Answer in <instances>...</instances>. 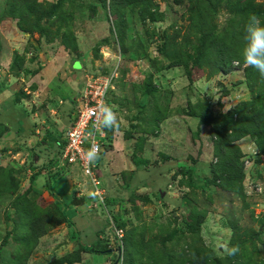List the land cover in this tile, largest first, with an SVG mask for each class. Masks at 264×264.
<instances>
[{
	"label": "rangeland",
	"instance_id": "374dc122",
	"mask_svg": "<svg viewBox=\"0 0 264 264\" xmlns=\"http://www.w3.org/2000/svg\"><path fill=\"white\" fill-rule=\"evenodd\" d=\"M56 1L38 0L43 4ZM121 1L107 0L104 7L100 0H68L65 3L68 14L62 23L54 20L50 26L51 41L47 42V37L38 33L21 32L19 20L8 12V0H0V77L5 83L0 97L3 102L0 104L1 122L11 128L24 122V108L31 111L38 105L27 103V99L24 108L10 102L18 99L22 103L20 92L31 90L34 79L31 75H58L55 79L72 75L71 80L75 75L78 97L87 75H107L117 69L119 78L108 95L107 105L113 107L119 129L123 128L129 136H138L135 147H131V160L135 164L144 163L146 168L132 171L137 165L130 170L123 167L121 158L108 154L106 151L113 147L108 135L112 136L116 130L104 128L107 140H103L98 168L107 199L113 206L110 215L94 205L96 199L89 201V207H95L92 208L94 214L103 218L101 231L109 237H114L111 214L118 223L128 224V230L145 227L146 234L143 245L129 251L126 246L120 251L119 242L113 238L111 253H89L82 264H105L106 261L114 264L117 259L118 264H195L211 255L225 264L228 255L225 247L229 248L232 241L245 243L251 264H264V232L261 233L264 195L250 197L245 193L244 200L237 194L222 192L223 183L205 185V178L211 177L210 170L218 162L214 156L215 140L207 126H201L196 136L198 120L188 114V111L201 113L210 107L213 115L220 116L232 106L257 97V88L256 92H251L245 82L248 66L242 57L244 44L231 48V43L225 42L224 47L229 51L239 52V56L232 59V72L228 75L216 70L215 51L197 45L200 25L194 24L195 13L209 14V21L220 32L229 26L230 20L239 23V15L232 7L237 8L235 0H209L207 5L204 0H132L127 8L118 6ZM255 4L258 10L264 11V0H256ZM165 41L168 47L164 46ZM13 65H16L15 71ZM77 109L76 104V108L64 112L71 118ZM171 109L172 118L160 130L157 119L163 120ZM7 138L6 146L0 145V167L15 171L16 185L10 194L0 197L3 259L11 258L17 250L23 253L14 239V227L20 218L10 204L16 195H27L29 201L38 206L31 209L29 205L30 218L35 217L33 212L39 208V212L48 215L51 229L39 240L26 264H50L78 250V241L70 235L69 225L58 217L46 185L42 187L31 181L28 167L31 161L27 154L14 156L19 146L31 151L27 145L32 141L34 145L36 140L27 137L25 141L10 134ZM238 145L245 157L253 156L257 150L250 137L239 141ZM34 147L36 152L47 148L43 144ZM6 149L13 152H5ZM165 156L169 158L166 160ZM25 160H28L26 164ZM185 162H189L195 172L192 181L195 186L190 188L182 185L187 180L181 171ZM257 164L246 168V174L264 190V158ZM76 175L87 184L79 169ZM55 181L53 190L50 189L59 198L63 193L62 181ZM88 194L91 195V188ZM60 199L67 205V201ZM199 221L203 223L201 231L189 228ZM93 243L104 248V243L98 240ZM237 262L242 263L238 260L233 264Z\"/></svg>",
	"mask_w": 264,
	"mask_h": 264
},
{
	"label": "trees",
	"instance_id": "16d2710c",
	"mask_svg": "<svg viewBox=\"0 0 264 264\" xmlns=\"http://www.w3.org/2000/svg\"><path fill=\"white\" fill-rule=\"evenodd\" d=\"M67 1L68 0H57L56 3L43 4L38 2V0H8V12L12 18L19 20L18 27L21 32L29 33L31 35L38 33L41 37H47L46 41L50 42V26L54 23V20L58 19L56 22L62 23L66 18L68 10L65 3ZM100 1L105 7L107 0ZM114 1L116 0H113V2ZM208 1L209 0H204L206 5ZM255 1L256 0H235L237 8L233 5L232 7L235 9L233 12H236L239 15V23L236 24L234 21L230 20L229 26L220 32H217L216 27H214L209 21V14L206 15L202 12H199L198 14L195 13L193 16V20L196 22L194 24L200 25L198 27V35L196 37L197 45L199 48L205 45V49L210 47L211 50L215 51L217 54V60L215 63V68L217 71L226 75L232 72V59L237 58L239 56V52L237 50L232 52L229 51L228 48L224 47L225 42H230L231 48L235 47L236 45L242 46L243 44H246L245 25L249 14L255 13L259 17L264 18V11L258 10L256 8ZM121 2L122 3H119L118 6L122 5L123 8H127L132 3V0H122ZM230 2H234V0H230ZM197 45L194 44V46ZM164 46L168 47V43L166 45V41L164 42ZM15 68L16 65H13L12 70L15 71ZM245 71L247 74L245 75V82L248 85V89L251 90V92H256L255 88H257V97L232 106L226 113H223L220 116L213 115L210 107H206L201 111V113H193L188 111V114L191 117L198 120V130L197 133H195L196 136H199L201 126H207L211 129V135L215 140L213 144L214 156L217 158L218 162L216 161L217 164L213 165L212 170H210L211 177L205 178V185L209 186V184H211L218 186L223 183V187L221 189L222 191L237 194L241 199L244 200L246 199L245 195L248 194L245 188L247 174L243 161L245 155L238 145V142L246 137H250L253 144L259 151V155H257V157H252L255 158V161L253 159L254 164L258 165L257 163L260 162L261 158H264V77H262L256 69L249 66L245 69ZM15 76L19 77L21 75ZM3 85L4 83L0 81V89ZM226 95L228 96L229 94ZM17 102L18 99L15 100L13 104H17ZM163 120L157 119V126L161 124L160 122ZM8 129L9 126H7V124L4 125V123H2L0 120V140L3 138ZM54 143L59 146L60 151L58 154H56V158L47 161L44 167L49 170L50 178L52 177L55 180L59 179L60 182L62 181V184L66 186V183L64 182L66 179L61 177L62 173L65 172V169H67V166H61V158L66 145V139L63 142L56 139ZM23 149L24 147L19 146V148L16 149V152L22 151ZM168 158V156H165L166 160ZM188 163L189 162H185V164L181 166V171L182 174H184V177L186 176L187 180L190 181L187 182L186 180L182 185L190 188L195 186V183H192V181L194 182L195 176L193 175H195V172L194 167ZM44 167H42V169H44ZM77 169L79 168L77 167ZM98 174L100 175V171ZM36 177L37 174L33 175L31 177V181L34 182ZM200 180L201 179H199V181ZM87 183L92 189V186L88 180ZM15 185V171L12 168L0 167V197L3 194H10ZM50 187H52L51 189L53 190V186L48 182V193L51 195V197H53L55 192H52ZM249 195L250 194H248V196ZM252 195L262 196L264 193L251 194L250 197H252ZM92 197H94V194H92ZM209 197L211 199V196ZM78 200L79 199H76L72 205L77 204ZM33 202L29 201L27 195H16L15 199H13V202H11L10 205L16 208L20 218L19 222L16 223L14 227V239H16L19 243V246H21L19 250H23V253H19L17 250L14 254H12L11 258L4 260L2 252L5 248L3 245L5 244H2L0 249V264H26V261L29 260L31 253L36 248L39 240L49 233L51 229V222L46 213L39 212L38 208V210L33 212L35 217L33 219L30 218L31 211L28 208L29 205L31 204V209L33 207H38L37 203ZM66 203L67 205L62 204V202L55 203L53 200L58 217L63 223H66L69 225V227H71L72 223L67 215V208L70 203ZM106 206L108 211L107 215H110L112 211L110 207L113 206V203L109 199L106 200ZM111 216V219H113V238L119 242L120 251L124 246H126L129 251L134 250L138 245L139 247L143 245L146 234L145 227H136L128 230V224H123L122 222L118 223L116 221V217L112 214ZM108 219H110V217H108ZM202 225V221H199L197 224H190L189 228L195 232H199L202 229ZM114 226L117 228H123L125 230V235L121 240L118 239ZM262 226L264 227V223L261 224V227ZM262 232H264V230L261 231V233ZM258 236L259 235H255L256 238ZM111 241L108 239L106 234L103 239L98 241L99 243H104V248H101L96 244L89 246L80 245L78 250L50 264H82L84 262V256L89 253H111V251H113L110 250ZM232 242L230 243L229 248L238 247L239 251L235 255H227L224 263L233 264L234 261L236 262L241 260L242 263L237 262L236 264H251L249 261L250 256L246 253L245 243H238L236 241L233 243ZM116 262H118V259ZM212 263L221 264L220 260L217 258H212V255L205 258V260H201L199 262L197 261L195 264Z\"/></svg>",
	"mask_w": 264,
	"mask_h": 264
},
{
	"label": "crops",
	"instance_id": "0c3cea01",
	"mask_svg": "<svg viewBox=\"0 0 264 264\" xmlns=\"http://www.w3.org/2000/svg\"><path fill=\"white\" fill-rule=\"evenodd\" d=\"M12 76L17 78L21 77L14 75ZM56 76L58 78V75H31V77L34 78L32 81L33 83L31 84V90L27 92L26 91L20 92L22 103H20L18 100L17 104H13L14 101L17 99H13L10 102L14 106L18 105L23 107L25 104L24 100L27 99L26 101L27 103L29 104L36 103L38 105L36 107L35 106L32 107L31 111H28L26 108L23 107L26 110V113L24 114V122H19L17 125L12 126L11 128L9 127L8 131L0 140V145H5V146L7 144L6 141L8 140L7 137L9 136V134L10 136L14 135L16 138L18 137L19 139L25 138V141L27 137L28 138L31 137V140H36L34 141L35 142L34 145H32L33 141L31 142V144L27 145V147L31 149V151L29 150H25V151L22 150L19 152L15 151L14 153L16 155L14 156H20L24 153L27 154V159L31 161V166H28L31 169V173H32L31 175L33 176L37 174L35 182L41 184L42 187L46 185L45 190L47 191H48L47 183L49 182L51 185L54 186L56 181L54 178L52 177L50 178L49 170H47L44 167V165L47 161L56 158V154L59 153L60 148L58 145L54 143V141H56V139H58L61 142L65 141L66 131L74 121V118H76V114H77V112H75L74 113L75 115H73V117L70 118L64 112L68 110V108H73V107L76 108V104H77L76 99L78 98L76 94L77 91L75 89L76 76L73 75L74 80L73 79L71 80L72 75H62V79H57V78L55 79ZM22 80H24V78ZM61 80L64 82H61ZM0 81H1V77H0ZM3 88L4 85L0 89V97L3 95V90L5 89ZM0 104H3V102L0 101ZM70 113L72 114L71 111ZM171 118H172V109L168 111L167 115L165 116V119L159 125V129L160 130L163 129V126H166L168 120ZM12 128L14 129L10 131V129ZM122 129L123 128L116 130L112 136L108 135V138L111 139L112 142L111 144L113 147L106 152L108 154L110 153L113 158L116 159L121 158L123 161V167L127 166L128 169L132 170L130 167L133 165H137L135 167V170L133 169L132 171H136V170L141 171L142 169L146 168L144 163L135 164L133 160H131V156H133V150L131 147H135L138 136L137 135L129 136L130 133L127 134V132L126 131L124 132V130ZM41 132L42 135L40 136L39 134ZM159 132L160 131H158V133ZM104 135L105 138L103 140L106 142L107 140L106 130H104ZM148 142H149L148 139L145 140V144H144L145 147ZM38 144H43L47 148L43 147L42 149L39 150V152H36L34 146L35 145L37 146ZM7 146L9 147V145ZM56 146L58 148H56ZM12 150L8 149L7 151H9V153H12L13 152ZM130 153H132V155ZM122 155H125V158H122L121 157ZM27 162L28 160L25 162V164ZM98 162L99 160L96 161L97 165L100 163ZM25 167L26 166H24V168ZM42 167H44V169H42ZM128 169H126L125 171H127ZM76 170L77 169L75 167L72 168L67 167V169H65V172L62 173L61 177L66 178L67 183L66 186L61 183L62 185L60 187L63 191L62 196L58 198V196H56L55 194L52 198L55 201V203L62 202L60 198L70 203L67 209V213H68L67 215L72 223V226L69 227L71 233L70 235L75 236V239H77L78 241L77 242L78 246L80 245L89 246L94 244L93 243L94 240L99 241L100 239H103V237L106 235L104 232L101 231L103 230L101 229V227L104 221L102 217L94 214V210H92V208L89 207V201L90 200L91 202L92 200L94 201L95 197H92V189H91V195L88 194V188L90 187L87 185L88 183L86 184L78 178V176L76 175ZM74 198L79 200L77 204L72 205V203L76 200ZM90 229H92V233H90ZM108 239L111 241L112 237L108 236ZM105 264H108V261H106Z\"/></svg>",
	"mask_w": 264,
	"mask_h": 264
},
{
	"label": "built area",
	"instance_id": "2783aa9c",
	"mask_svg": "<svg viewBox=\"0 0 264 264\" xmlns=\"http://www.w3.org/2000/svg\"><path fill=\"white\" fill-rule=\"evenodd\" d=\"M118 78L117 69L107 75L86 76L84 88L76 99L78 105L76 118L66 131V145L61 158V166L71 168L77 166L80 169L82 175L92 186V194L96 199L93 202L94 205L104 208L105 211H107V196L102 177L98 174V165L95 162H88L85 153L93 144L98 145L101 151L103 149L105 135L104 128H99L100 108L107 104L108 95L111 90L115 89ZM258 154V150H255L253 156L244 157L246 168L249 169L254 164L252 157ZM246 190L250 195L264 192L263 186L252 180L249 175L246 180ZM114 229L118 239L121 240L125 235V230L116 226Z\"/></svg>",
	"mask_w": 264,
	"mask_h": 264
},
{
	"label": "clouds",
	"instance_id": "9594fccd",
	"mask_svg": "<svg viewBox=\"0 0 264 264\" xmlns=\"http://www.w3.org/2000/svg\"><path fill=\"white\" fill-rule=\"evenodd\" d=\"M246 44L242 51V57L245 65L256 69L264 77V19H261L255 13L249 14L246 25ZM101 119L99 128L109 130H118L119 124L117 115L111 105H103L99 113ZM88 162L94 163L101 159V150L98 145L93 144L85 153ZM239 251L238 247L227 248L225 252L228 255H235Z\"/></svg>",
	"mask_w": 264,
	"mask_h": 264
},
{
	"label": "water",
	"instance_id": "95a60500",
	"mask_svg": "<svg viewBox=\"0 0 264 264\" xmlns=\"http://www.w3.org/2000/svg\"><path fill=\"white\" fill-rule=\"evenodd\" d=\"M114 264H118V262L114 263Z\"/></svg>",
	"mask_w": 264,
	"mask_h": 264
}]
</instances>
